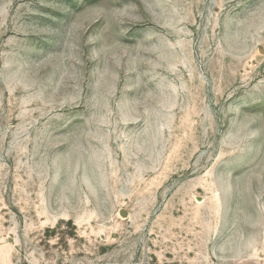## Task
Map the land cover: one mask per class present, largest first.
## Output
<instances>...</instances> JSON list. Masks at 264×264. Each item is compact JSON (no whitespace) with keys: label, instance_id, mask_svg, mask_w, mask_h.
Masks as SVG:
<instances>
[{"label":"rangeland","instance_id":"1","mask_svg":"<svg viewBox=\"0 0 264 264\" xmlns=\"http://www.w3.org/2000/svg\"><path fill=\"white\" fill-rule=\"evenodd\" d=\"M0 264H264V0H0Z\"/></svg>","mask_w":264,"mask_h":264}]
</instances>
